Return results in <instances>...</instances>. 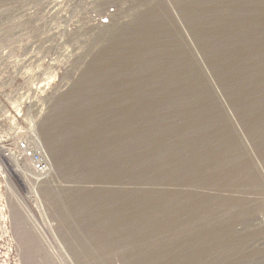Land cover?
Returning a JSON list of instances; mask_svg holds the SVG:
<instances>
[{"label": "rangeland", "instance_id": "obj_1", "mask_svg": "<svg viewBox=\"0 0 264 264\" xmlns=\"http://www.w3.org/2000/svg\"><path fill=\"white\" fill-rule=\"evenodd\" d=\"M0 44L52 160L0 264H264V0H0Z\"/></svg>", "mask_w": 264, "mask_h": 264}, {"label": "built area", "instance_id": "obj_2", "mask_svg": "<svg viewBox=\"0 0 264 264\" xmlns=\"http://www.w3.org/2000/svg\"><path fill=\"white\" fill-rule=\"evenodd\" d=\"M4 48L6 47L0 44V145L26 171L45 175L51 170V161L38 129L39 119L44 113V93L47 91V88L44 89L47 86L44 84V67L23 68L25 63L33 66L32 62L20 60L14 55V51L7 54ZM29 180L32 181V176ZM12 184L6 168H1L0 225H4L6 232L10 230L7 192L11 191ZM33 200L37 199L31 198ZM3 233L2 236L0 232L1 238L6 237L5 232Z\"/></svg>", "mask_w": 264, "mask_h": 264}, {"label": "bare ground", "instance_id": "obj_3", "mask_svg": "<svg viewBox=\"0 0 264 264\" xmlns=\"http://www.w3.org/2000/svg\"><path fill=\"white\" fill-rule=\"evenodd\" d=\"M1 140L2 139L0 137V141ZM48 157L50 158L49 155H48ZM50 161H51L50 169L52 170V160L50 159ZM45 164H47L46 161H45ZM3 167L6 168V174L9 178V180L13 184H14V182L11 179L12 174L15 176H24L27 179H29L28 177L32 176V178L39 180V179L43 178L44 176H47V174H49L51 172V170H50L49 173H47L45 175H40L39 173H32V172L26 171V169L21 165V163L18 162L11 154L5 153L3 151V147L0 145V169Z\"/></svg>", "mask_w": 264, "mask_h": 264}, {"label": "trees", "instance_id": "obj_4", "mask_svg": "<svg viewBox=\"0 0 264 264\" xmlns=\"http://www.w3.org/2000/svg\"><path fill=\"white\" fill-rule=\"evenodd\" d=\"M85 71H86V70H85ZM75 84H76V83H75ZM75 84H74V86H73L74 88L77 86V84H76V85H75ZM73 87H72V88H73ZM161 239H162V238H160L159 240H161Z\"/></svg>", "mask_w": 264, "mask_h": 264}]
</instances>
